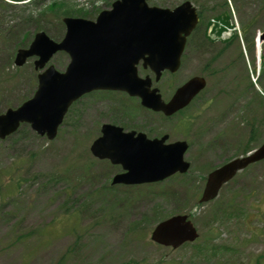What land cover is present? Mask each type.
Here are the masks:
<instances>
[{
    "label": "rangeland",
    "instance_id": "obj_1",
    "mask_svg": "<svg viewBox=\"0 0 264 264\" xmlns=\"http://www.w3.org/2000/svg\"><path fill=\"white\" fill-rule=\"evenodd\" d=\"M52 1L11 4L1 0L0 113L33 95L36 74L42 71L34 68L35 57L16 66L17 49L27 47L39 30L57 40L64 35L61 16L46 10ZM110 1L66 2L74 10L72 15L95 19ZM241 2L247 8H235L234 23L243 27L255 16L249 33L243 35L247 43L264 30V0ZM252 49L243 53V71L247 62L252 68L258 64L256 44ZM68 62L67 54L58 53L47 66L64 71ZM204 62L205 56L199 61L187 59L179 74H166L160 84L165 98L173 86L199 73ZM235 73V78L215 77L191 107L168 121L150 113L125 117L112 94L91 93L71 107L54 140L31 128L1 140L0 264H264V161L241 172L216 200L196 204L211 168L264 142V111H256L251 95H244L236 81L241 73L242 80L245 76L249 80L248 72L237 68ZM259 73L260 77L250 74V80L256 83L257 79L256 86L262 89L264 62ZM134 104L129 101L127 106L134 108ZM189 116L191 146L186 159L192 170L184 178L164 183L173 195L163 193L160 185L107 186L115 169L97 161L89 150L100 131L98 122L116 123L126 130L142 126L152 133L149 136L173 130L170 140H175L184 137L175 128ZM251 133L256 134L255 140L245 146ZM177 213L195 214L200 232L186 247L173 250L153 244L150 232L156 219L132 230L146 215L154 219L155 214L161 218Z\"/></svg>",
    "mask_w": 264,
    "mask_h": 264
},
{
    "label": "water",
    "instance_id": "obj_2",
    "mask_svg": "<svg viewBox=\"0 0 264 264\" xmlns=\"http://www.w3.org/2000/svg\"><path fill=\"white\" fill-rule=\"evenodd\" d=\"M63 21L67 31L62 41L52 40L44 31L38 32L28 49L18 51L16 64L23 65L28 57L37 55L35 66L43 68L57 51L64 50L71 57L66 72L51 65L39 74L34 96L19 108L0 115V138L16 131L21 122L30 123L39 134L53 138L70 104L93 89L125 90L139 95L144 105L170 115L205 86L202 78L195 77L165 103L158 90L151 89L150 77L138 75L136 65L141 58L145 59V67L149 65L155 71L157 79L165 68H178L185 24L176 11L149 7L146 0H123L117 1L113 10L101 12L97 22L73 17ZM102 132L91 151L99 158L121 163L127 170L117 174L113 183L158 181L177 171L186 172L190 166L183 159L188 147L185 141L164 144L166 137L152 141L144 134L134 137V132L123 133L120 127L107 124ZM261 159L264 144L252 155L236 158L210 173L200 201L215 198L238 170ZM197 237V229L187 215L163 221L152 234L156 242L174 248Z\"/></svg>",
    "mask_w": 264,
    "mask_h": 264
},
{
    "label": "flooded vegetation",
    "instance_id": "obj_3",
    "mask_svg": "<svg viewBox=\"0 0 264 264\" xmlns=\"http://www.w3.org/2000/svg\"><path fill=\"white\" fill-rule=\"evenodd\" d=\"M158 2L160 0H157ZM185 0H167L165 7L175 8ZM195 6L197 13L201 18V23L197 26L189 37V49L187 51L188 59L199 61L200 56H205L203 72L205 77L213 80L215 77L236 76V64L241 60V49L236 43L209 38L203 30L205 21L208 18H226L230 17V11L225 0H190ZM251 90V88H249ZM261 102V108L264 109V101Z\"/></svg>",
    "mask_w": 264,
    "mask_h": 264
},
{
    "label": "trees",
    "instance_id": "obj_4",
    "mask_svg": "<svg viewBox=\"0 0 264 264\" xmlns=\"http://www.w3.org/2000/svg\"><path fill=\"white\" fill-rule=\"evenodd\" d=\"M1 1V0H0ZM67 0H62L61 2H58L57 0H53L52 3L50 5H48V8L46 9L47 12H50L54 15H58V16H62V15H72L74 10L71 9V7L68 6ZM58 2V3H56ZM1 4V2H0ZM174 192V191H173ZM172 192V193H173ZM198 205V204H197ZM221 211V210H220ZM219 211H217L215 214L218 215ZM155 219V218H154ZM142 221H139L137 223V225H145L150 223L151 218L149 215H146L143 219H141ZM135 228V227H133ZM187 245H185L184 247H186Z\"/></svg>",
    "mask_w": 264,
    "mask_h": 264
},
{
    "label": "bare ground",
    "instance_id": "obj_5",
    "mask_svg": "<svg viewBox=\"0 0 264 264\" xmlns=\"http://www.w3.org/2000/svg\"><path fill=\"white\" fill-rule=\"evenodd\" d=\"M261 49V43H258V50Z\"/></svg>",
    "mask_w": 264,
    "mask_h": 264
}]
</instances>
